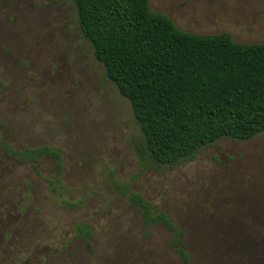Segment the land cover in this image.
<instances>
[{
	"label": "rangeland",
	"instance_id": "rangeland-1",
	"mask_svg": "<svg viewBox=\"0 0 264 264\" xmlns=\"http://www.w3.org/2000/svg\"><path fill=\"white\" fill-rule=\"evenodd\" d=\"M182 31L264 44V0H149ZM132 103L108 79L72 0H0V264H183L163 226L144 237L131 192L169 214L194 264H264V134L223 139L174 170L142 171ZM58 179V180H57ZM89 226L93 251L76 227Z\"/></svg>",
	"mask_w": 264,
	"mask_h": 264
},
{
	"label": "trees",
	"instance_id": "trees-1",
	"mask_svg": "<svg viewBox=\"0 0 264 264\" xmlns=\"http://www.w3.org/2000/svg\"><path fill=\"white\" fill-rule=\"evenodd\" d=\"M72 1L95 58L132 103L142 171L174 170L218 141L248 142L264 134V44L237 43L229 33L184 32L154 12L149 0ZM0 148L18 161L55 158L57 178L62 174L57 147L19 150L0 139ZM129 201L141 214L145 238L163 226L172 234L169 248L183 264H194L184 233L169 214L134 192ZM76 231L92 252L91 228L78 225Z\"/></svg>",
	"mask_w": 264,
	"mask_h": 264
}]
</instances>
